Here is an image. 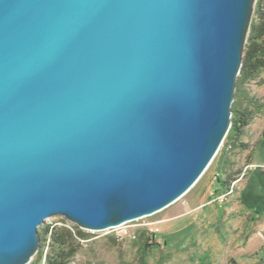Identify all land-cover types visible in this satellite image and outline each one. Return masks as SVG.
<instances>
[{
  "label": "water",
  "instance_id": "1",
  "mask_svg": "<svg viewBox=\"0 0 264 264\" xmlns=\"http://www.w3.org/2000/svg\"><path fill=\"white\" fill-rule=\"evenodd\" d=\"M258 0H0V264L184 198L232 127Z\"/></svg>",
  "mask_w": 264,
  "mask_h": 264
},
{
  "label": "rangeland",
  "instance_id": "2",
  "mask_svg": "<svg viewBox=\"0 0 264 264\" xmlns=\"http://www.w3.org/2000/svg\"><path fill=\"white\" fill-rule=\"evenodd\" d=\"M245 88L251 98L263 102L264 72ZM263 131L261 113L245 129L246 149L236 153L235 169L242 173L232 194L220 193L217 156L199 183L166 210L116 229L85 231L90 236L80 241L72 264H143L141 247L146 242L151 245L144 257L147 264H264V145L258 144ZM224 147L225 142L221 151ZM68 224L73 225L53 217L39 233L43 226ZM35 259L31 264H45Z\"/></svg>",
  "mask_w": 264,
  "mask_h": 264
},
{
  "label": "trees",
  "instance_id": "3",
  "mask_svg": "<svg viewBox=\"0 0 264 264\" xmlns=\"http://www.w3.org/2000/svg\"><path fill=\"white\" fill-rule=\"evenodd\" d=\"M263 72L264 0H258L246 44L243 67L238 78L235 102L232 107V127L226 138L224 149L218 154V161L215 166L217 182L222 190L220 193L232 194L231 187H234L241 178L242 172L235 169L236 153L246 149L242 138L250 121L255 115L264 113V101L259 103L258 100L251 98L245 86L247 83L258 79ZM258 144L259 146L264 145V131ZM89 236V233L75 225L43 226L40 232L41 247L35 260L37 262L44 261L45 264H72L81 247L80 241H86ZM150 247L151 245L147 242L141 247L143 264H147L144 257ZM45 248L49 249L47 253H45Z\"/></svg>",
  "mask_w": 264,
  "mask_h": 264
},
{
  "label": "crops",
  "instance_id": "4",
  "mask_svg": "<svg viewBox=\"0 0 264 264\" xmlns=\"http://www.w3.org/2000/svg\"><path fill=\"white\" fill-rule=\"evenodd\" d=\"M219 188V187H218Z\"/></svg>",
  "mask_w": 264,
  "mask_h": 264
}]
</instances>
